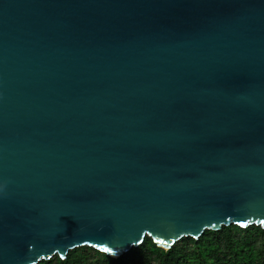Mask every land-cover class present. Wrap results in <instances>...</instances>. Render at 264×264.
I'll list each match as a JSON object with an SVG mask.
<instances>
[{"label": "water", "instance_id": "1", "mask_svg": "<svg viewBox=\"0 0 264 264\" xmlns=\"http://www.w3.org/2000/svg\"><path fill=\"white\" fill-rule=\"evenodd\" d=\"M230 224L264 228V0H0V264Z\"/></svg>", "mask_w": 264, "mask_h": 264}, {"label": "trees", "instance_id": "2", "mask_svg": "<svg viewBox=\"0 0 264 264\" xmlns=\"http://www.w3.org/2000/svg\"><path fill=\"white\" fill-rule=\"evenodd\" d=\"M37 264H264V228L224 225L220 230H206L198 239L183 237L169 249L146 236L142 244L119 257L79 246L66 258L55 254Z\"/></svg>", "mask_w": 264, "mask_h": 264}, {"label": "snow or ice", "instance_id": "3", "mask_svg": "<svg viewBox=\"0 0 264 264\" xmlns=\"http://www.w3.org/2000/svg\"><path fill=\"white\" fill-rule=\"evenodd\" d=\"M106 251H109L110 252V251H112V249L109 248V249H106Z\"/></svg>", "mask_w": 264, "mask_h": 264}]
</instances>
